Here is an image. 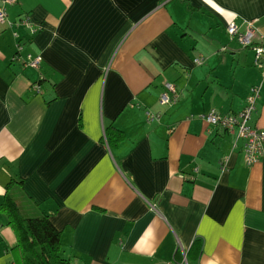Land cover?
Instances as JSON below:
<instances>
[{
	"label": "crops",
	"instance_id": "1",
	"mask_svg": "<svg viewBox=\"0 0 264 264\" xmlns=\"http://www.w3.org/2000/svg\"><path fill=\"white\" fill-rule=\"evenodd\" d=\"M6 13L39 30L0 26V204L8 192L47 214L69 264H264V158L246 166L199 118L239 112L260 85L249 125L264 129L261 71L226 33L252 22L264 44V0H17ZM167 82L178 99L162 107ZM16 244L0 212V264H21Z\"/></svg>",
	"mask_w": 264,
	"mask_h": 264
},
{
	"label": "built area",
	"instance_id": "2",
	"mask_svg": "<svg viewBox=\"0 0 264 264\" xmlns=\"http://www.w3.org/2000/svg\"><path fill=\"white\" fill-rule=\"evenodd\" d=\"M17 3V0H0V26L1 27H18L23 26L31 34L39 30L38 26L33 25L28 16H24L17 22H10L7 18L6 7ZM226 33L230 39L235 40L240 48H250L253 51V65L261 71L262 79H264V44L262 37L257 35L252 22H248L244 30L239 31L234 23L226 26ZM14 37L16 34L14 33ZM21 47L17 45L15 57L19 58ZM17 55V56H16ZM39 57H31L26 55L22 59V65L33 69L40 66ZM201 60L195 59L194 64L199 65ZM33 90L40 92V87L33 84ZM164 91L159 95L158 104L162 107L174 104L178 99L177 90L171 83H164ZM260 85H253L249 88V92L245 99V106L242 110L235 114L220 115L214 109L201 114L199 118L208 126L222 128L225 132L233 136L232 146L235 148L241 144V152L243 162L246 166H251L257 161L264 158V129L253 128L249 125L251 114L255 110V104L259 97ZM159 114L146 113L147 122L157 121ZM219 168L222 171L228 168V157H224L219 161ZM166 264H186L181 262H168Z\"/></svg>",
	"mask_w": 264,
	"mask_h": 264
},
{
	"label": "trees",
	"instance_id": "3",
	"mask_svg": "<svg viewBox=\"0 0 264 264\" xmlns=\"http://www.w3.org/2000/svg\"><path fill=\"white\" fill-rule=\"evenodd\" d=\"M36 84L40 87L41 80ZM111 135L116 139L122 138L118 130ZM0 212L6 216L7 225L16 237L15 247L19 251L21 264H69L60 254V232L51 224L47 214L28 217L8 192L0 204Z\"/></svg>",
	"mask_w": 264,
	"mask_h": 264
}]
</instances>
